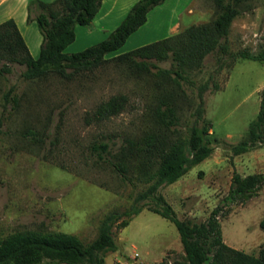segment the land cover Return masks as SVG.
Listing matches in <instances>:
<instances>
[{
  "label": "rangeland",
  "instance_id": "rangeland-1",
  "mask_svg": "<svg viewBox=\"0 0 264 264\" xmlns=\"http://www.w3.org/2000/svg\"><path fill=\"white\" fill-rule=\"evenodd\" d=\"M155 6L147 21L107 57L208 21L216 12L213 0H163ZM115 20L103 23L96 17L89 24L76 23L75 38L64 51L75 52L107 37L118 25ZM20 26L31 54L37 56L42 43L37 23L20 20ZM227 40L232 51L259 50L264 43V0H244ZM154 61L160 67L172 65L171 58ZM10 64L11 71L0 76V237L34 229L70 232L90 241L97 236L100 220L107 212L129 208L146 187L144 181L121 177L110 164V155L95 151L92 144L107 142L115 152L125 136L139 135L152 126L150 109L157 90L148 75L138 77L126 64L113 59L71 78L50 73L25 79L20 75L25 66ZM216 66V56L210 53L201 69L188 73V81L182 83L187 98L181 102L177 124L186 132L193 120L197 86L208 80L204 115L212 124V153L140 200V211L116 219L111 227L116 247L100 252L104 264L183 259L176 226L153 210L163 202H168L180 218L193 221L205 220L212 208L221 205L226 211L219 220L227 244L253 253L264 245V185L245 202L227 205L223 199L234 172L245 175L264 171L263 143L235 151L247 139L249 123L259 109L264 60L238 57L219 71ZM8 90L17 104L5 100ZM120 93L127 95V101L119 113L86 121V115L99 102ZM123 218H128V224L120 226ZM39 264L50 263L44 259Z\"/></svg>",
  "mask_w": 264,
  "mask_h": 264
},
{
  "label": "trees",
  "instance_id": "trees-1",
  "mask_svg": "<svg viewBox=\"0 0 264 264\" xmlns=\"http://www.w3.org/2000/svg\"><path fill=\"white\" fill-rule=\"evenodd\" d=\"M163 0H136L118 25L107 37L75 52H65V47L75 38V24H89L97 13L101 0H29L27 20H35L42 43L37 56H33L14 18L0 22V76L11 71L12 62L25 67L20 75L35 79L54 73L71 78L83 71H92L108 59L124 63L130 72L140 77L148 75L156 88V102L150 109L153 125L139 135H127L115 152L107 142L93 143L92 148L110 155V164L121 177L144 181L146 187L137 193L129 208L107 212L100 220L98 234L83 241L76 234L64 231H39L26 229L0 237V264H39L46 259L50 264H104L100 252L116 247L111 227L121 214L130 215L141 209L138 204L152 196L163 183H171L213 151L209 137L211 121L205 117L204 92L209 87L205 80L197 86L193 120L186 132L177 127L181 102L187 96L182 87L188 73L201 69L205 57L216 56V70L231 66L238 57L264 60V43L258 51L248 49L232 51L227 36L233 18L241 10L244 0H213L216 7L212 19L193 23L181 31L137 46L131 50L107 57L119 48L128 36L147 19L148 11ZM172 59L170 67H160L154 60ZM155 68V69H153ZM214 87L217 84L214 82ZM5 100H18L8 90ZM127 101L124 93L111 95L97 104L86 121H100L119 113ZM2 118L0 117V126ZM31 133L35 134L34 131ZM264 144V88L259 109L248 126V137L235 151L241 152ZM98 152L102 158L105 156ZM264 185V171L245 175L234 172L224 203L245 202ZM176 226L184 250L181 260L169 262L161 259L156 264H264V245L256 253L247 252L227 244L222 237L219 220L226 210L217 205L202 221L180 218L168 202L153 208ZM263 220L261 221V224ZM128 224V218L120 226Z\"/></svg>",
  "mask_w": 264,
  "mask_h": 264
},
{
  "label": "crops",
  "instance_id": "crops-1",
  "mask_svg": "<svg viewBox=\"0 0 264 264\" xmlns=\"http://www.w3.org/2000/svg\"><path fill=\"white\" fill-rule=\"evenodd\" d=\"M28 1L29 0H0V22L8 17L14 18L27 44L28 42L26 40L25 34L20 26V20L21 21L25 20L28 23L29 22L32 23L34 21V20H30V21L27 20ZM135 1L136 0H101V5L93 19H96L97 17L98 19L102 20L103 23H108V22H112L116 18L117 19L120 18L118 22L115 20V22H117L116 23L117 25L121 21V19L125 16V14L128 12V10ZM154 7L148 11L147 15L150 13L152 9H154ZM142 25H140L139 27H141ZM138 28L135 31H137Z\"/></svg>",
  "mask_w": 264,
  "mask_h": 264
}]
</instances>
